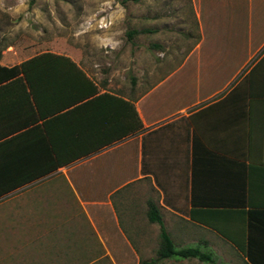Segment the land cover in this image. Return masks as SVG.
Here are the masks:
<instances>
[{
	"label": "crops",
	"instance_id": "0c3cea01",
	"mask_svg": "<svg viewBox=\"0 0 264 264\" xmlns=\"http://www.w3.org/2000/svg\"><path fill=\"white\" fill-rule=\"evenodd\" d=\"M189 5L176 42L194 28L192 48L156 57L179 63L141 90L125 54L131 75L98 72L86 54H26L2 28L15 9L0 8V66L36 56L30 86L0 69V264H116L120 240L132 264L148 261L158 243L148 201L175 248L264 264V0ZM187 61L190 86L173 77Z\"/></svg>",
	"mask_w": 264,
	"mask_h": 264
},
{
	"label": "rangeland",
	"instance_id": "374dc122",
	"mask_svg": "<svg viewBox=\"0 0 264 264\" xmlns=\"http://www.w3.org/2000/svg\"><path fill=\"white\" fill-rule=\"evenodd\" d=\"M0 8L15 9L11 21L6 19L2 28L6 30L5 38L22 43L26 54L43 50L86 54L98 72L103 67H118L120 72L131 75L134 73L131 64L126 69L127 61L117 58L125 54L136 59L135 79L139 90L179 63L159 62L160 55L176 53L179 60L197 37V31L190 28L184 37L185 44L182 45V39L176 42L178 30L190 18L189 0H24L22 6L19 0H0ZM98 19L104 25L98 27ZM159 39L165 40L159 42ZM155 41L161 45H152ZM192 65L191 61L185 62L173 77L190 86ZM112 234L114 242H119V235ZM88 245L92 250L97 247L90 223ZM119 248L124 261L116 264H132V254L121 240ZM101 263L110 264L107 256L91 264Z\"/></svg>",
	"mask_w": 264,
	"mask_h": 264
},
{
	"label": "trees",
	"instance_id": "16d2710c",
	"mask_svg": "<svg viewBox=\"0 0 264 264\" xmlns=\"http://www.w3.org/2000/svg\"><path fill=\"white\" fill-rule=\"evenodd\" d=\"M134 30L135 29H132V31ZM127 33L131 34L130 31H128ZM52 53L53 52L50 50H43V51L38 52L37 54L42 55V54H52ZM35 57L36 56L33 55L31 57H28L20 61L18 64H14L11 66H0V69L4 71V76H8V77L16 73L17 71L21 70L22 72H24V75H25L24 77L27 80V84L30 86V82L26 74V67L28 66V64H30L35 59ZM136 122H137V127H138V124H139L138 118ZM146 216L149 221H153L158 224V243L155 249L154 258L148 261L141 260L140 264H154L155 263L154 260L156 258L158 259V258L166 257V256H180V257L195 256L198 259L208 261L210 264H217L214 261L210 252L200 251L198 247L196 246L186 245V246L175 248L167 232L163 228V225L159 217V213L157 212L155 205L151 201L147 202Z\"/></svg>",
	"mask_w": 264,
	"mask_h": 264
},
{
	"label": "clouds",
	"instance_id": "9594fccd",
	"mask_svg": "<svg viewBox=\"0 0 264 264\" xmlns=\"http://www.w3.org/2000/svg\"><path fill=\"white\" fill-rule=\"evenodd\" d=\"M19 5L22 6L24 5V0H19ZM20 9L17 7L16 11L18 12Z\"/></svg>",
	"mask_w": 264,
	"mask_h": 264
},
{
	"label": "built area",
	"instance_id": "2783aa9c",
	"mask_svg": "<svg viewBox=\"0 0 264 264\" xmlns=\"http://www.w3.org/2000/svg\"><path fill=\"white\" fill-rule=\"evenodd\" d=\"M102 25H104V23H102V22L98 19L97 26L100 27V26H102Z\"/></svg>",
	"mask_w": 264,
	"mask_h": 264
}]
</instances>
